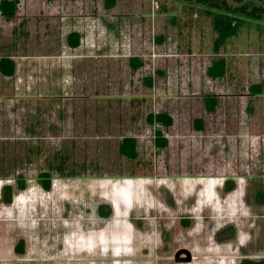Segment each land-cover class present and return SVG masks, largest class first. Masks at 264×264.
I'll return each instance as SVG.
<instances>
[{"label":"rangeland","instance_id":"374dc122","mask_svg":"<svg viewBox=\"0 0 264 264\" xmlns=\"http://www.w3.org/2000/svg\"><path fill=\"white\" fill-rule=\"evenodd\" d=\"M12 1L16 16L0 13V59L16 65L14 76L0 73V190L13 194L11 205L0 199V264L264 259V22L230 23L237 33L217 50L215 13L189 0ZM221 58L229 73L211 79ZM158 113L173 125L149 124ZM124 137L137 140L134 160L119 152ZM100 198L116 212L108 228L81 225ZM180 249L192 262L174 260Z\"/></svg>","mask_w":264,"mask_h":264},{"label":"trees","instance_id":"16d2710c","mask_svg":"<svg viewBox=\"0 0 264 264\" xmlns=\"http://www.w3.org/2000/svg\"><path fill=\"white\" fill-rule=\"evenodd\" d=\"M51 1V0H49ZM194 5H199L205 8V12L215 15L214 30L217 33L215 41V47L217 50L222 48L229 37L235 36L237 28L230 25L232 22L246 23L248 20H256L264 22V0H261L259 6H255L253 2L248 0H189ZM115 5V0H106L105 6L112 8ZM16 4L12 0H0V13L6 19H12L16 16ZM67 43L71 48H77L80 46V36L78 33L73 32L67 36ZM129 65L133 69H138L142 66V62L137 58L131 57L129 59ZM228 70L227 60L224 58L217 59L212 62L211 66L207 69V75L211 79H221L224 77ZM16 65L8 57L0 59V73L5 77H12L15 75ZM146 79L145 81H147ZM151 86V81L146 82ZM250 92L254 96H259L263 93V87L261 84H252L250 86ZM204 104L209 112L215 111L218 100L213 95H207L204 97ZM147 122L151 125L161 124L164 127H171L173 125V119L167 114H149L147 116ZM194 126L201 130L203 128L202 120L196 119ZM155 146L157 148L164 149L168 146V140L164 137L161 130L155 132ZM119 152L125 158L134 160L137 157V140L134 137H125L122 139ZM39 181L44 184L46 188H50L51 176L48 172H43L39 175ZM18 187L24 189L25 179L23 177L17 178ZM229 186V184H227ZM11 187L6 186L4 188L3 201L9 203L11 201ZM244 264H264V262H252L245 261Z\"/></svg>","mask_w":264,"mask_h":264},{"label":"flooded vegetation","instance_id":"af4514ba","mask_svg":"<svg viewBox=\"0 0 264 264\" xmlns=\"http://www.w3.org/2000/svg\"><path fill=\"white\" fill-rule=\"evenodd\" d=\"M6 186H2L1 187V190H0V199H2L1 198V195L3 196L4 194V188H5ZM10 187V186H9ZM261 195V194H260ZM3 200V199H2ZM74 201V200H73ZM99 201H101V202H98L97 203V205H95V207L94 208H92L91 210H90V215L89 216H84L83 214H80L81 215V217H82V222H81V225H84L85 224V222H89L90 221V223H100V224H102L101 226L102 227H104L105 226V223L107 222V221H109V219L110 218H113L114 216H116V212H115V210H114V207H113V204L110 202V201H108V200H106V199H104V198H100L99 199ZM3 203H4V201H2ZM74 203H77V201H74ZM5 204H9V205H11V204H13V194H12V191H11V201L9 202V203H5ZM86 218V220H85V218ZM132 222V224L134 225V226H136L135 224V222H133V221H131ZM82 228L84 227V226H81ZM24 246V241L23 240H21V241H19L18 242V244L16 245V248H15V251H16V253L17 254H23V252H22V247ZM66 247V246H65ZM64 247V249H66ZM67 248L68 249H71L72 248V246L71 245H69V246H67ZM180 250H182V249H180ZM180 250H178L176 253H175V255H174V260H175V257H176V254L180 251ZM69 251V250H68ZM72 251H69V253H71ZM75 252V251H74ZM71 254H73V252L71 253ZM182 258L183 257H185L184 255H182L181 256ZM246 261H252V262H257L256 260L254 261V260H246ZM258 262H264V259H262V260H260V261H258Z\"/></svg>","mask_w":264,"mask_h":264},{"label":"water","instance_id":"95a60500","mask_svg":"<svg viewBox=\"0 0 264 264\" xmlns=\"http://www.w3.org/2000/svg\"><path fill=\"white\" fill-rule=\"evenodd\" d=\"M182 255H184L185 257H181ZM193 260V256L191 254V252L187 249H182L180 250L175 257V261L178 263H189L192 262Z\"/></svg>","mask_w":264,"mask_h":264},{"label":"crops","instance_id":"0c3cea01","mask_svg":"<svg viewBox=\"0 0 264 264\" xmlns=\"http://www.w3.org/2000/svg\"><path fill=\"white\" fill-rule=\"evenodd\" d=\"M69 47H70V46H69ZM77 48H78V47H77ZM70 49H75V50H76V48H71V47H70ZM215 60H217V59H214L213 61H215ZM213 61H212V62H213ZM212 62L210 63V66H211ZM210 66H209V67H210ZM209 67H208V68H209ZM208 68H207V69H208ZM206 73H207V70H206ZM228 73H229V70H227L226 75H227ZM226 75H225L224 77H222L221 79L225 78ZM207 76H208V75H207ZM208 77H209V76H208ZM168 78H170V76H168ZM63 79H64V78H63ZM147 79H148V80L145 81V82H148V81L150 82V81H151V85H152V80H151L150 78H147ZM217 80H218V79H217ZM63 81L65 82V80H63ZM158 114H159V113H158ZM160 114H162V113H160ZM163 114H164V113H163ZM124 138H125V137H124ZM199 196L202 198V195H199ZM114 218H115V216L112 218V220H113ZM110 223H111V220L107 221V222L105 223L104 228H108V226L110 225ZM121 227H124V226H121ZM116 247H117V246H115V248H116ZM115 248H114V249H115ZM116 249H118V247H117Z\"/></svg>","mask_w":264,"mask_h":264},{"label":"bare ground","instance_id":"6f19581e","mask_svg":"<svg viewBox=\"0 0 264 264\" xmlns=\"http://www.w3.org/2000/svg\"><path fill=\"white\" fill-rule=\"evenodd\" d=\"M124 182H125L127 185L130 184L129 182H127V181H125V180H124ZM197 184H204V181H198ZM98 185H100V186H104V187H108V186H110L111 184H110V182H109L108 180H106V181H100ZM218 187H220V185H219Z\"/></svg>","mask_w":264,"mask_h":264}]
</instances>
